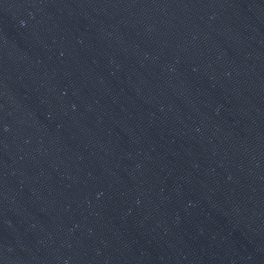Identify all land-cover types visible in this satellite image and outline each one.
<instances>
[{
  "label": "water",
  "instance_id": "obj_1",
  "mask_svg": "<svg viewBox=\"0 0 264 264\" xmlns=\"http://www.w3.org/2000/svg\"><path fill=\"white\" fill-rule=\"evenodd\" d=\"M0 264H1V256H0Z\"/></svg>",
  "mask_w": 264,
  "mask_h": 264
}]
</instances>
